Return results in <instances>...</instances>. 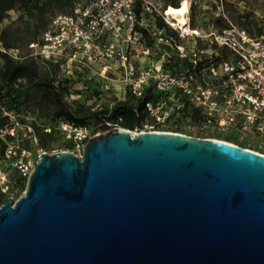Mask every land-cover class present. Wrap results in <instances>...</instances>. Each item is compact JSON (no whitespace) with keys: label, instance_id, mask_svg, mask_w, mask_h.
<instances>
[{"label":"water","instance_id":"95a60500","mask_svg":"<svg viewBox=\"0 0 264 264\" xmlns=\"http://www.w3.org/2000/svg\"><path fill=\"white\" fill-rule=\"evenodd\" d=\"M0 264H264V154L126 128L44 151L0 205Z\"/></svg>","mask_w":264,"mask_h":264},{"label":"built area","instance_id":"2783aa9c","mask_svg":"<svg viewBox=\"0 0 264 264\" xmlns=\"http://www.w3.org/2000/svg\"><path fill=\"white\" fill-rule=\"evenodd\" d=\"M166 11L162 13L150 0H83L72 12L48 21L38 39L28 45L27 54L20 47L0 49L15 60L31 57L45 69L55 68L57 80L67 81L64 98L69 103L98 102L94 109H101L104 103L112 106L129 96L147 97L148 119L131 130L134 134L171 131L164 129L175 122L193 127L191 118L183 116L191 110L202 129L233 128L242 137H258L262 147L264 33L253 35L227 16L221 17L224 25L207 31L191 28L190 22L189 29H183ZM158 16L174 34L156 25ZM4 113L9 117L0 128L6 141L4 156L10 170H17L27 183L35 161L46 151L32 121L47 133L64 135L80 157L88 139L121 128L109 120L43 125L44 119L33 114L23 121V112ZM8 176L9 171L0 168L3 192L10 190Z\"/></svg>","mask_w":264,"mask_h":264},{"label":"trees","instance_id":"16d2710c","mask_svg":"<svg viewBox=\"0 0 264 264\" xmlns=\"http://www.w3.org/2000/svg\"><path fill=\"white\" fill-rule=\"evenodd\" d=\"M27 3H29V0H0V22L8 17L10 10L22 8ZM53 3L60 7L69 6L68 11L61 13H70L73 11L74 7L77 4L83 3V0H49V3H47V5ZM170 5L175 7L179 6V4L173 3H170ZM45 6L42 7V9L45 8ZM219 19L221 20V18ZM155 23L159 28H164L168 32V34L175 33L173 30H171V27L163 20L161 16L157 17ZM46 24L47 21L43 25L42 29L39 31L35 39L31 40L27 45L38 39V36L40 35L41 31L43 30ZM222 25L224 24L222 23ZM193 28L195 27L193 26ZM249 32L253 34V32ZM1 42L3 47L5 48L20 47L19 45H10L8 43L5 33ZM0 51L1 56L4 60V65L0 69V80L2 82H4L10 87L16 86L17 82L20 80H24L30 84H35L33 90L24 91V89L19 88L15 89V91L9 92V97L12 98L11 104L8 106L0 105V108L2 110L4 108L3 112L5 110L23 112V121L27 120L26 116L28 114H33V116H37L38 118L44 119L43 125L53 126L54 123L59 120L71 121L77 124H93L109 120L117 124L119 127H123L129 130H135L138 126L142 124V122L148 119V113L145 108V102L147 100V97L145 99H142L129 96L127 99L120 100L112 106L109 103H104L101 109H94V107L89 105L86 101L75 100L74 102L69 103L64 98L65 90L67 88L65 82L67 81L59 79L57 80V78L55 77L57 73L55 68L45 69L37 62V60L31 57H28L23 60H15L1 49ZM1 91L3 90L1 89ZM5 94L8 93L5 92ZM183 116L185 118H191L190 122L192 123L191 126L193 127H188L189 129H191L190 132L185 131L186 127L181 124V122H175L174 125L164 130H171L175 132H182L189 135H193L195 127L198 125L196 123L194 113L191 110H188L186 111V113L183 114ZM88 117L93 118L94 121H90V119H87ZM4 118L8 121L5 124L0 125V128L5 126L9 122V117L7 115H5ZM32 124L36 127L37 133L41 137L40 146L44 150L47 151L48 149H50L51 145L58 141H61L62 147H64L65 149H72L73 144L64 140V135L56 131H53L52 133L45 132L44 127H38L36 125L37 123L35 122V120L32 121ZM198 137H211L222 140L225 139L226 141L233 142L242 147L259 151L252 145L239 144L234 140L228 138L227 136L220 134L206 136L199 135ZM0 139L2 142L0 152V168L7 170L10 169V165L9 161H7L4 156L6 149V141L1 137ZM26 145L31 146V143L27 141ZM11 170L14 171L15 174V185L17 184L18 187H21L22 185L27 184L26 178L22 177L17 170ZM11 177L12 175L10 174V184ZM14 184L10 185V192L12 191ZM9 191L4 193H9Z\"/></svg>","mask_w":264,"mask_h":264},{"label":"rangeland","instance_id":"374dc122","mask_svg":"<svg viewBox=\"0 0 264 264\" xmlns=\"http://www.w3.org/2000/svg\"><path fill=\"white\" fill-rule=\"evenodd\" d=\"M156 8L164 9L170 6V3L181 4L182 0H150ZM49 0H29L22 8H17L9 11V15L3 21L0 22V46H2V40L4 33L10 45L21 47L23 54L29 52L28 43L35 39L39 31L42 29L46 21H50L51 18L57 16L61 12L69 10V6L60 7L56 4H49ZM47 5V6H45ZM42 9V7H44ZM227 16L233 23L247 28L253 34L259 35L264 33V0H190V24L201 31H207L212 28L221 26L223 21L219 18ZM188 44H191V38L186 39ZM4 65L3 57L0 51V69ZM35 84L27 83L24 80L17 82L16 86L10 87L0 80V105L8 106L11 104L12 98L9 96V92L15 91V89L33 90ZM117 89H120L119 84H115ZM1 89L3 91H1ZM8 93V94H5ZM80 103V102H79ZM89 105L97 107L98 102L88 101ZM5 114L0 108V125L5 124L8 120L4 118ZM90 121H94L93 118L88 117ZM123 128V127H122ZM167 128V127H166ZM191 129L185 128V131L190 132ZM224 135L234 140L239 144L252 145L259 152L264 153V145L260 144V139L256 136H244L242 137L239 132L233 128L222 130L217 129H202L200 126H196L193 136H206V135ZM225 140V139H223ZM2 142L0 139V152ZM63 148V149H62ZM66 150L62 147L61 141H58L51 145L48 152H57ZM71 151V149L69 150ZM12 175L11 184H14V171L7 169ZM7 178L10 179V176ZM10 184V185H11ZM27 189V184L18 187L14 184L12 191L4 193L0 188V205L3 204L7 198L13 197L18 199L24 195Z\"/></svg>","mask_w":264,"mask_h":264},{"label":"bare ground","instance_id":"6f19581e","mask_svg":"<svg viewBox=\"0 0 264 264\" xmlns=\"http://www.w3.org/2000/svg\"><path fill=\"white\" fill-rule=\"evenodd\" d=\"M166 9V14L173 19L174 23L180 25L183 29H189L190 0H182L179 6L170 5Z\"/></svg>","mask_w":264,"mask_h":264}]
</instances>
